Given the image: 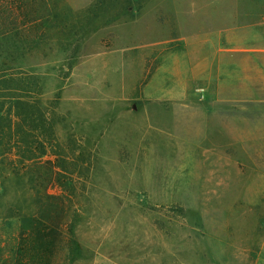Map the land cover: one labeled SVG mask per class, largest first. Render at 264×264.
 Segmentation results:
<instances>
[{"label": "rangeland", "instance_id": "374dc122", "mask_svg": "<svg viewBox=\"0 0 264 264\" xmlns=\"http://www.w3.org/2000/svg\"><path fill=\"white\" fill-rule=\"evenodd\" d=\"M11 25L43 41L13 52L37 150L0 148V264L44 163L74 264H264V0H0Z\"/></svg>", "mask_w": 264, "mask_h": 264}, {"label": "trees", "instance_id": "16d2710c", "mask_svg": "<svg viewBox=\"0 0 264 264\" xmlns=\"http://www.w3.org/2000/svg\"><path fill=\"white\" fill-rule=\"evenodd\" d=\"M12 26L5 35L6 44L0 42V148L14 151L29 162L37 150H33L34 140L29 132L31 116L19 109L36 101L40 88L34 77L14 73L13 52L18 43L29 52L43 40L31 38L32 32ZM18 36L20 42L14 40ZM45 164L36 174V186L41 191L36 216L26 229L20 230L14 256L6 264H74L76 248L67 218L70 204L61 195L47 193L52 183L60 181V173ZM15 171L12 169V173Z\"/></svg>", "mask_w": 264, "mask_h": 264}]
</instances>
